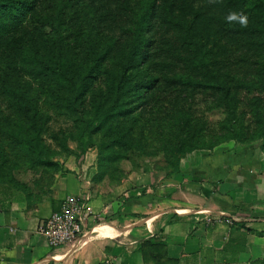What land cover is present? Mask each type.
Returning <instances> with one entry per match:
<instances>
[{
    "label": "trees",
    "instance_id": "trees-1",
    "mask_svg": "<svg viewBox=\"0 0 264 264\" xmlns=\"http://www.w3.org/2000/svg\"><path fill=\"white\" fill-rule=\"evenodd\" d=\"M185 1L173 0L170 12ZM192 1L201 4L189 19L178 13L166 20L163 34L144 37L148 13L128 7L96 10L90 17L78 0L57 3L51 11L46 0H0L1 195L13 188L24 200L38 201L58 171L52 157H78L91 145L98 177L102 150L115 159L126 152L161 155L171 173L185 153L224 140H260L264 154V0ZM67 11L77 21L68 27ZM229 11L245 13L248 27L226 23ZM170 88L168 102H156V93ZM140 92L143 103L136 104L132 97ZM201 93L226 112L207 134V122L193 106L203 101L193 98ZM233 93L245 97L238 113L227 104ZM52 117H63L65 127L50 129ZM170 121L176 134L171 143L163 123ZM16 159L31 173L28 182L5 166Z\"/></svg>",
    "mask_w": 264,
    "mask_h": 264
},
{
    "label": "crops",
    "instance_id": "crops-1",
    "mask_svg": "<svg viewBox=\"0 0 264 264\" xmlns=\"http://www.w3.org/2000/svg\"><path fill=\"white\" fill-rule=\"evenodd\" d=\"M213 149L185 153L155 186L110 183L86 152L73 165L63 157L38 201L0 199V264H264V154ZM67 196L88 211L87 228L105 226L53 250L35 229Z\"/></svg>",
    "mask_w": 264,
    "mask_h": 264
},
{
    "label": "rangeland",
    "instance_id": "rangeland-1",
    "mask_svg": "<svg viewBox=\"0 0 264 264\" xmlns=\"http://www.w3.org/2000/svg\"><path fill=\"white\" fill-rule=\"evenodd\" d=\"M67 0H46L45 7H47L45 10L51 11V7H55V4L57 3H64ZM80 5H83L86 10H88V14L90 17L96 10H109V8H113L116 6L117 8L119 6L128 7L135 11L141 12H147L149 15V21L148 25L146 26V31L144 33V37H152L153 33L157 32L159 34H163V30L166 29V20H174L175 15L179 14H185L186 18L189 19V14L192 11H195L201 4V2L192 1V0H186L182 5H176V10L170 12V4L173 0H78ZM101 11V10H100ZM75 16V13H72L71 11L66 12L65 21H67V27L70 26L74 22L77 23V21L72 18ZM174 17V18H173ZM87 21L83 22V24H80L82 27L86 26ZM79 24V23H78ZM92 25L91 22L88 21L87 28H89ZM66 27V28H67ZM64 30L61 31V34H64ZM67 32H71L70 29L67 30ZM95 32V31H94ZM108 61H111L110 59ZM144 67H146L144 65ZM161 84H159L160 86ZM171 88L170 90H162L161 92L158 91L156 93V102H161V104L165 103L166 97L171 96ZM254 95L258 94L256 92L253 93ZM209 94L201 93L199 95H194L193 98H203V101H198L193 106L197 107L198 112L195 113L196 116H201L203 120H205L207 123V128L203 131L204 134H207L208 132H212L214 130H211V127H214L215 124L222 120L226 114V112L223 113L222 104H219L218 106L213 105L212 103V96H208ZM144 98V93L140 92L136 94V96L132 99L134 100L136 104H142ZM229 103H227L229 106H232L234 109V112H239V109L244 110L241 107L240 102L245 99L242 95L239 93H233L229 96ZM166 100V101H164ZM168 102V101H167ZM192 102V100H191ZM191 102L188 105H191ZM206 102L207 104L211 103L210 105H202L200 103ZM5 105V100L2 99L0 96V107H3ZM176 107V106H174ZM205 108V109H204ZM237 110V111H236ZM230 117V116H228ZM227 117V118H228ZM229 122V121H228ZM227 122V123H228ZM65 120L63 117H52V121L49 123L50 129H55L58 126L65 127ZM167 125V131L166 134L169 136V142H173V138L176 136L174 129L171 127V121L169 123L163 122ZM168 132H171L169 135ZM5 138V137H4ZM50 145V148L52 150H58V148L55 146L54 143L50 142L48 138H45ZM168 139V137H167ZM158 141H161V138L158 139ZM260 140H253V141H246L244 143H239L234 140H224L220 141L217 146H214V150H221V151H237L235 148H242L244 151V154L246 155V152L248 154H259L261 152L259 150ZM67 145L75 151V153L78 151L77 149H74V143L67 142ZM6 147V146H3ZM2 146H0V151ZM85 151L83 153H87V160H90L91 166L94 164L96 165V147L91 145L84 149ZM16 152V151H15ZM107 151H101L100 155L101 158V164L99 170H102L103 176L108 180V182L112 183L113 181L120 180L122 178L127 177V180L131 182V184H138L140 186H155L159 184H163V181L167 180L168 177L171 178V164L169 161L165 158H163L161 155H155V156H142L138 153L133 152H126L125 157L123 158H112L110 153H106ZM17 155V153H15ZM69 158L70 165H73V163H76L77 157L70 155H64V154H58L52 157L53 160H56V162H59L60 160H63V157ZM21 158V157H20ZM95 158V161H94ZM14 161V162H13ZM18 161L21 162V159L12 160L11 162H6V167L13 168L16 171L13 172V176L17 178L20 181L28 182L31 178V173L27 171H22L25 167L24 164L18 163ZM15 163L16 165H13ZM59 164V163H58ZM5 167V168H6ZM17 167V168H15ZM19 168V169H18ZM58 169L57 172L63 171L58 165L56 167ZM27 170V168H26ZM168 173V174H167ZM1 187V185H0ZM1 190V189H0ZM20 192H18L15 189H10L9 191H6L5 194H0L1 198H11L14 199L17 196H20Z\"/></svg>",
    "mask_w": 264,
    "mask_h": 264
},
{
    "label": "built area",
    "instance_id": "built-area-1",
    "mask_svg": "<svg viewBox=\"0 0 264 264\" xmlns=\"http://www.w3.org/2000/svg\"><path fill=\"white\" fill-rule=\"evenodd\" d=\"M87 213L77 197L67 196L61 200L57 209L37 224L35 230L42 235L50 249L66 246L68 250H75L86 242L96 227L105 226L99 222L87 228Z\"/></svg>",
    "mask_w": 264,
    "mask_h": 264
},
{
    "label": "clouds",
    "instance_id": "clouds-1",
    "mask_svg": "<svg viewBox=\"0 0 264 264\" xmlns=\"http://www.w3.org/2000/svg\"><path fill=\"white\" fill-rule=\"evenodd\" d=\"M210 4L218 3L219 0H208ZM225 21L228 24H238L241 28H247L249 23L248 16L243 12L229 11L225 16Z\"/></svg>",
    "mask_w": 264,
    "mask_h": 264
}]
</instances>
